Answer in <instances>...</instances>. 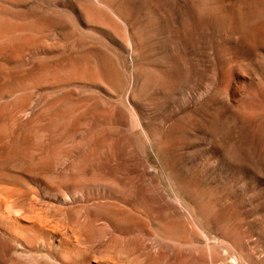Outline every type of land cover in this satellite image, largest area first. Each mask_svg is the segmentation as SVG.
I'll return each mask as SVG.
<instances>
[{"label": "rangeland", "instance_id": "rangeland-1", "mask_svg": "<svg viewBox=\"0 0 264 264\" xmlns=\"http://www.w3.org/2000/svg\"><path fill=\"white\" fill-rule=\"evenodd\" d=\"M103 1L118 7L121 16L113 14ZM0 7H4L0 8V38L5 43L22 39V33L33 32L30 37H39L35 41L38 46L29 44L0 52V120L9 113V107L35 112L46 99L66 89L70 99L77 98L78 86L70 81L58 84L54 76H45L46 67L64 69L69 58L94 66L99 75L80 90L89 102L98 100L107 112L128 108V92L138 72L143 90L135 97L136 109L146 125L117 127L116 118L103 119L108 130L102 144L116 145L114 149L120 150L121 157H111L110 152L100 160L101 167L109 178L119 179L121 186L132 189L133 194L122 199L105 189L90 195L76 188H52L44 181L43 171L38 168V175L37 167L6 142L3 149L0 147L3 208H19L24 215L38 210L55 217L56 208H63L67 202L80 206L108 201L122 209L135 207L157 216L155 222H149L154 234L164 232L177 241L190 240L180 247L177 264H239L226 249L229 244L246 247V264H264V0H0ZM87 8H96L94 11L106 19L88 18ZM29 22L35 24V31ZM10 29L12 32L7 33ZM1 106H7L6 111ZM207 121L214 123V128ZM43 123L41 128H47ZM161 135L165 139L169 136V140L173 137L170 142L175 141L178 153L182 152L178 168L172 165ZM120 162L123 165L119 166ZM189 167L192 171L187 173ZM186 176L194 177L197 187L211 193L217 209L226 212L221 218L225 222L201 211L199 195L181 183ZM18 188L23 194H14ZM34 205L35 209L29 210ZM21 219L26 229L28 219ZM164 223L175 225L178 232L161 229ZM3 224L0 222V264H61L56 254L27 241L26 230L13 222L11 226ZM190 229L199 236L194 237ZM189 247L200 249L202 254L190 253ZM216 254L219 258L212 263L210 258Z\"/></svg>", "mask_w": 264, "mask_h": 264}, {"label": "bare ground", "instance_id": "bare-ground-1", "mask_svg": "<svg viewBox=\"0 0 264 264\" xmlns=\"http://www.w3.org/2000/svg\"><path fill=\"white\" fill-rule=\"evenodd\" d=\"M100 2L102 4V1H100ZM103 2L110 9V11L113 12V14H115L117 16H121V10L118 7H115L114 5H112L108 1H103ZM1 4H3V3H1ZM2 8H4V7H2ZM94 10L91 8H89V9L87 8L85 13H86L88 18H90V19L97 18V20L98 19H100V20L106 19L105 17H102L101 14L95 12ZM108 12H109V10H108ZM111 12H109V13H111ZM122 15L124 16L125 14H122ZM108 16H110V15H108ZM109 18L110 17H108V19ZM112 18H113V16H112ZM115 18L116 17L114 16V19ZM122 20H123V18H122ZM112 21H114V20H112ZM32 24H33L32 22H29V27L32 30L34 29V31H35L36 26H35V24H33V25ZM1 26H2V24H0V27ZM12 27H11V29L14 28V27L13 28ZM113 27H114V25H113ZM2 28H3V26H2ZM23 29H26V28H23ZM262 29L264 30L263 27H262ZM262 29H259V30H262ZM10 30H9V32H7L6 30L5 31L7 33H10V32H12V30L11 31ZM32 30L30 31V29H29L30 32H32ZM24 31H28V30H24ZM116 32H117V30H116ZM258 32H260V31H258ZM25 33H28V32H25ZM22 34H23L22 39H20V40H18V39L14 40V38L12 39V41H14V42L17 41L16 43H13L12 41L11 42L9 41L10 43H5L6 41L3 40V38H0V52H4L3 51L4 48H8V49L9 48H18V49H20L23 45H25V46H23V48L29 44H31V45L36 44L37 45V43L35 41H36L38 36H36L35 34L32 35V37L35 36L34 37L35 39L30 37L31 34H33V32L28 33V35L24 34V33H22ZM29 34H30V36H29ZM39 35H41V34H39ZM20 36H22V35H20ZM20 36H17V37L15 36V38H18V37L20 38ZM2 37H4V35ZM9 40H10V38H9ZM21 40H22V43H20ZM18 42L20 44H17ZM90 42L91 41H89L88 43H90ZM129 42L131 43V41H129ZM95 43H97V41ZM36 45H35V47L38 46V45L37 46ZM46 45H48V44H46ZM82 46L83 45H81V47ZM88 46H90V45L88 44ZM33 48H34V46H33ZM90 48H91V46H90ZM95 48H96V46H95ZM21 54H23V53H21ZM68 61L72 62L71 60H69V58H68L67 62ZM66 63L64 64V66H65V68H68L67 66L69 65L68 69H65V68L64 69H57V68H55L54 70H50L49 67H46L45 69H47V68L48 69L45 70V71H47L45 76H54V78H55L54 82H55V80L57 82L58 81H60V82L70 81L75 86L79 87V90H77L79 96L77 98L75 97V98L70 99V97H68L69 96L68 91H67L68 89H66L61 94H58L59 96H56L54 98L52 97L53 99H48V100L46 99L44 101L43 105L41 106V108L40 107L38 108L39 110H35V112H31V113H25L26 111L24 112V107L14 105V107H12V109H11L8 106L10 109V111H8L9 113L6 115L5 118L0 120V147H2V145L5 144L6 142H8L10 144L12 143V147L14 148V152L20 153V155L22 154L23 156H25V158H27L30 161V163L32 162L31 163V164H33L32 167L33 166L37 167V168L34 167L35 168L34 170H37L39 168L43 171L44 175H42V177L44 178V181L52 188H57V189L76 188L80 192L81 191L83 193L87 192L90 195L92 193H96V192L101 191L102 189H105L106 192L110 191L111 193L116 194L121 199L127 198L128 196H131V194H133L132 189L130 187H127V186H121L120 183L117 181L119 179L116 180L113 178H109L106 175V173H104L103 167H101V161L100 160H102L106 156L110 155V152H111V157L115 156L118 159L121 157L119 155L120 150L118 152L117 150L114 149V146H116V145L113 146L112 144H110V145L108 144L109 146L106 147L105 146L106 144L105 145L102 144L103 139H104L103 137L105 136L104 133L105 132L107 133V130H108V128L104 126L106 124V121L103 119L107 118V120H108V118H116V123H118L117 127L129 126L132 128H136L139 126L140 127L146 126L143 117L140 115V113H138V111L136 109L137 103H136L135 97L138 96L137 94H139V92L141 94V92H142L141 90H143V87H141L140 76H139L138 72L136 73V76L134 75L135 76L134 87H133V89H131L128 92V98H129L128 100L130 103L129 106H131V107L128 106V108L122 109L121 111H117V112L112 111L113 109L107 112L104 109L100 108L101 104L98 100L93 99V101L89 102L88 99H86V95H84V92H82L80 90V88L85 85L86 81L95 80L96 77L99 75L98 72L93 69L94 66L92 67L91 66L92 64L89 65L86 62H81V61H76V60L74 62H72L71 65L68 63L66 65ZM41 72H42V70H41ZM42 73H44V70ZM48 80H49V78H48ZM143 81H145V80H143ZM143 81H142V83H144ZM88 83H90V82H88ZM54 84H57V83H54ZM58 84H59V82H58ZM62 89H64V88H62ZM145 97H148V96H145ZM12 106H13V104H12ZM1 107H3V109H5L7 106L6 107L1 106ZM5 111H6V109H5ZM197 111H198V109H197ZM0 116H1V113H0ZM189 118H190V122H191L192 117L190 116ZM44 121H46V125H45V123H43ZM111 121H113V120H111ZM211 121H209V122L207 121L208 122L207 124L210 128H214V123H212ZM175 122H177V119ZM183 122H185V124L187 123V121H183ZM42 123L45 126L48 125V127L47 128H45V127L41 128ZM174 125H176V124H174ZM186 125H184V127H186ZM113 127H115V126H113ZM166 127H169V126H166ZM165 128H163V129H165ZM170 128H173V127H170ZM116 130L118 131V129H116ZM184 130L186 131V129H184ZM163 131H161V132H163ZM110 132H108V133H110ZM164 132L167 133V131H164ZM113 133H115V132L113 131ZM178 134H180V133H178ZM163 135H165V134H163ZM112 136H114V134H112ZM180 136H182V135H180ZM109 137L111 139V136H109ZM161 137H162V135H161ZM168 137L169 136H167L166 139L164 137H162L165 139L164 144H166L165 145L166 151H167L169 159H170L172 165L174 166V168H178L182 163V158H181L182 152H181V154L178 153L179 149H177V146H175V144H174L175 141L170 142V140H172L173 137L170 140L168 139ZM107 139H109V138L107 137ZM174 139H176V138H174ZM105 143H107V142H105ZM113 143H114V141H113ZM12 147H11V149H12ZM127 147H128V145L126 144L125 148H127ZM3 148H4V146L1 149H3ZM104 148H105V150H104ZM122 150L123 149H121V151ZM1 152H2V150H1ZM179 152H180V150H179ZM125 153H123V154H125ZM128 153H129V151H128ZM1 155L2 154L0 153V161H2L1 159H3L1 157ZM14 155H15V153H14ZM16 155L19 156V154H16ZM188 156H189V154H188ZM105 159H103V160H105ZM113 159H115V158L113 157ZM116 161H118V160H116ZM122 161H125V160L122 159ZM184 161H186V160H184ZM110 163L111 162H109V164ZM125 163H127V162L125 161ZM0 164H1V162H0ZM120 164H122V162L119 163V166H121ZM113 166H115V165H113ZM124 168H126V167H124ZM117 169H119V167ZM184 171H185V169H184ZM186 171H187V173H189L192 171V168L189 167ZM39 172H41V171H38V173H37L38 175H39ZM47 173H49V174H47ZM110 176H112V175H110ZM116 177L118 178V176H116ZM129 179H130V177H129ZM194 180H195L194 177H189V176L187 177L186 176V177H183L181 179V183L187 189H189V191H191L194 194L197 193L199 195L200 209L204 214H207V215L211 216L212 218L220 219V220H222V222H225V219H221L224 216H226L225 210L222 211L220 209H217V202L213 199L211 193L203 191L199 187H197L194 183ZM131 182H129V183H131ZM127 183H126V185H127ZM144 184H146V183H144ZM153 185H154V183H153ZM155 185H157V184H155ZM2 186H4V185H2ZM18 189H14L17 191V192L15 191L14 194L18 193L21 195V193L24 192V190L21 192L20 190H22V189H19V190ZM150 189H152V188H150ZM145 191H146V189H145ZM8 192H10V191H8ZM25 193H26V191H25ZM27 193L29 194V192H27ZM12 195H13V193H12ZM161 197H163V196L161 195ZM166 197H167V195H166ZM63 198H65L64 193H63ZM58 199L59 198H57V200ZM174 202H176V201L174 200ZM1 203L2 202H0V222H2V224L5 223L3 225H10L11 222H13L15 224V227L21 228L22 230H26L27 234L25 236V239L27 241L33 242V243H35V242L39 243L46 250L50 251L52 254H56L58 256V258L60 259L61 264H177L176 263V260H178V259H176L177 254L182 249V245L185 246V245L190 244V240L179 239L177 241L176 239H172L173 237L171 238V237L166 236L167 235L166 233H165L166 235H163L164 232H162L161 234H154L153 233L154 231L151 232L150 231L151 226L149 225V222H150V220L151 221L153 220L155 222V218H157V216L154 218V216H150L149 213L143 212L142 211L143 209L138 210L135 207L122 209L119 206L117 207V205L113 206V204L111 202H108V201L107 202L94 201L92 203H86V204L84 203V205L81 204L80 206L72 205L73 202H71V203L65 202L66 204H68V206H66V204H65L64 207L63 208L61 207L59 210H57L58 208H56V210L54 209L57 212V213L55 212V214H56L55 217H51L48 214L40 212L38 210H37V212L31 211L32 215H27V213L24 215V214H22V213H24L23 211L21 213L19 212L20 210H18L19 209L18 207H17L18 209L8 207V206L6 208H3ZM178 203H179V201H178ZM14 204H15V202H14ZM158 204H159V202H158ZM24 205L26 206V204H24ZM31 205L30 206L28 205V206L31 207ZM147 205H148V202H147ZM28 206H26V207H28ZM46 206L50 207L49 205H46ZM61 206H63V204ZM154 206H156V205H154ZM34 207H35V205L32 208H29V210H31V209L33 210ZM51 207H53V206H51ZM22 208H23V206H22ZM22 208H20V209L22 210ZM37 209H39V208H37ZM23 210H25V209H23ZM54 210H53V212H54ZM47 213H49V212H47ZM52 215H54V214H52ZM23 216H24V218L28 219V225H27L26 229L24 226H22L23 224H20L22 222L21 218ZM164 220H166V219H164ZM158 224H159V222H158ZM172 225L173 224H171V226L170 225L168 226V224L164 223L163 225H160L159 227L161 229L166 228L169 233L170 232L174 233L175 231L178 232V230H176V228H175L176 226L174 225V227H173ZM149 226H150V228H149ZM217 228H218V226H217ZM180 231H181V229H180ZM17 232H18V230H17ZM189 234H190V232H189ZM191 234L195 235L194 237L199 236V234L194 229L191 230ZM148 235H152V237L148 239L147 238ZM191 237H193V236H191ZM234 237H236V236H234ZM149 240L151 241L150 243L148 242ZM171 241H173L174 243ZM180 247H181V249H180ZM187 249L191 250L190 253L196 252V255H197V252H199L200 254H202L201 253L202 251H200V249H198V248H195V247L190 248L189 247ZM226 249H228V251L234 255V257L236 258V260L238 261L239 264H246L248 262V260H247L248 258L246 259L245 256L243 255L244 250H246L245 246L238 245V244H235V245L229 244L228 246L226 245ZM213 255H215V254H213ZM249 255L250 254H248V256ZM217 257H218L217 254H216V256H212V258H210L211 259L210 261H212V263H215L217 261ZM251 257H252V253H251ZM170 259H174V261L171 262ZM253 262L251 261L250 263H253ZM255 264H263V263H262V261L261 262L258 261Z\"/></svg>", "mask_w": 264, "mask_h": 264}]
</instances>
